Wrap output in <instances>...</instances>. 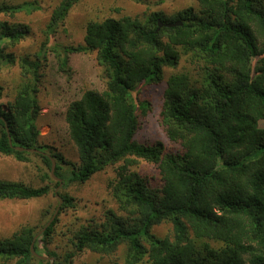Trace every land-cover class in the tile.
I'll list each match as a JSON object with an SVG mask.
<instances>
[{
    "label": "trees",
    "instance_id": "1",
    "mask_svg": "<svg viewBox=\"0 0 264 264\" xmlns=\"http://www.w3.org/2000/svg\"><path fill=\"white\" fill-rule=\"evenodd\" d=\"M77 1L60 2L48 31ZM197 1L198 9L172 15L151 11L91 21L84 43L48 47L62 69L71 53L95 51L107 78L102 92L87 90L67 108L69 134L81 161L76 169L64 170L63 156L43 152L45 146L38 143L41 64L21 59L28 79L11 109L0 107V153L27 161L32 153L27 148L37 149L34 153L50 169L56 159L55 175L65 184L85 182L124 161L112 188L126 215L111 211L99 228L77 231L72 239L76 251L111 254L127 243L125 264L145 257L149 264H264V128L259 125L264 119V0ZM37 9L32 1L0 4V14ZM159 20L182 24L159 28ZM27 33V25L0 20L2 62H13V56L3 54L1 41L14 43ZM183 56L197 70L168 77L160 112L167 137L180 148L168 151L161 141L139 142V116L146 115L150 104H138L133 92L140 83L162 81L164 67H176ZM138 159L157 165L160 188L151 189L138 173L128 172ZM49 191L47 185L0 180V199H33ZM62 198L65 205L72 204V197ZM57 220L36 239L38 253L39 240L50 235ZM166 221L172 223L173 235L155 236L152 227ZM36 233L35 227L24 226L0 239V264H44L31 251ZM72 257L67 254L64 263L71 264Z\"/></svg>",
    "mask_w": 264,
    "mask_h": 264
},
{
    "label": "rangeland",
    "instance_id": "2",
    "mask_svg": "<svg viewBox=\"0 0 264 264\" xmlns=\"http://www.w3.org/2000/svg\"><path fill=\"white\" fill-rule=\"evenodd\" d=\"M25 1L36 2L39 9L23 10L14 15L0 14L1 21L28 26V33L19 41H1L3 54H11L13 62L5 63L0 60V107L9 111L21 83L28 79L22 72L21 59L29 57L39 60L41 78L37 97L40 112L36 120L39 129L38 143L45 146L43 152H55L63 156L61 166L64 170L76 169L81 161L69 134L67 108L87 90L102 92L107 78L95 51L71 53L67 68L62 69L55 52L48 47H53L54 44L70 46L84 43L86 28L91 21L124 15L142 17L151 11H163L172 15L188 7L198 9L199 3L197 0H78L66 18L50 32L48 24L53 10L62 0H0V4L17 5ZM43 46L47 48L44 49ZM182 70L194 75L197 66L183 56L176 67H164L162 81L140 83L133 92L138 104H150L146 115L139 116L140 125L135 134L139 142L161 141L168 151L180 148L167 137L161 124L160 112L168 77ZM259 125L264 128V119L259 121ZM123 163L124 161H119L108 165L85 182H62L58 188V180L50 176L51 169L40 155L32 152L27 161H20L12 155L0 153V180L23 182L33 187L47 185L50 188L48 194L39 198L0 199V239L10 238L24 226L35 227L39 233L60 205L53 231L47 237H41L38 242L43 255L52 256L54 263L63 264H66L65 257L70 253H73L71 264H125L127 243L120 244L111 254H101L89 249L76 251L72 241L74 234L82 228H99L111 211L117 215H126L114 198L112 188L118 177V166ZM127 170L138 173L151 189H158L163 184L160 170L152 162L138 159L135 164L128 165ZM57 194L60 197H72V204L65 205L64 200L60 203ZM151 232L159 238L171 237L172 223L166 221L155 225ZM44 264H47V260ZM137 264H149L147 257Z\"/></svg>",
    "mask_w": 264,
    "mask_h": 264
},
{
    "label": "water",
    "instance_id": "3",
    "mask_svg": "<svg viewBox=\"0 0 264 264\" xmlns=\"http://www.w3.org/2000/svg\"><path fill=\"white\" fill-rule=\"evenodd\" d=\"M181 24H182V21H181V20H177V21H175V22H162V21L159 20V28L162 27V26H166V27H174V26L181 25ZM10 137H11V136L9 135V139H10ZM10 142H11V140H10ZM16 148L19 149V150H24V149H25L24 147H21V146L16 147ZM27 150H28L29 152H37V151H38L37 149H34V148H27ZM55 169H56V162H55V160H54V158H53V159H52V166H51V175H52L56 180H58V181L60 182V184H59V186H58V188H59V187L62 185V179L59 178V177H57V176L55 175ZM57 190H58V189H56V191H57ZM57 197H58L60 203H62V202H63L62 197H60L58 194H57ZM59 209H60V205H59V206L57 207V209L55 210L54 214L52 215L51 219L48 221L47 225H46L45 227H43L42 230L34 236L33 241H32V243H31V251H32V253H33L36 257H38V258H40V259H42V260H49V261L51 262V264H54V257H52V256H46V255H43V254L38 253V252L35 250L34 245H35V241H36V239L38 238V236H40V235L46 230V228H47L48 226L51 225L52 221L56 218V215H57V213L59 212Z\"/></svg>",
    "mask_w": 264,
    "mask_h": 264
}]
</instances>
